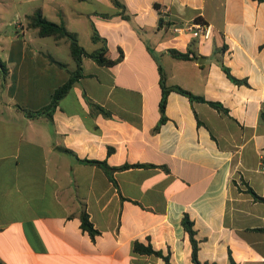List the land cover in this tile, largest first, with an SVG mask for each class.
<instances>
[{"label":"crops","instance_id":"crops-1","mask_svg":"<svg viewBox=\"0 0 264 264\" xmlns=\"http://www.w3.org/2000/svg\"><path fill=\"white\" fill-rule=\"evenodd\" d=\"M118 1L128 19L109 0L37 7L87 51L122 53L109 66L80 56L81 76L49 116L16 106H46L75 66L69 53L63 62L43 50L25 23L0 31V264H193L183 214L201 264H264V202L247 190L264 197V1ZM193 23L208 35L185 29ZM159 69L165 85L223 110L169 90L158 123ZM85 160L152 166L109 178ZM82 211L93 237L80 228Z\"/></svg>","mask_w":264,"mask_h":264},{"label":"trees","instance_id":"trees-1","mask_svg":"<svg viewBox=\"0 0 264 264\" xmlns=\"http://www.w3.org/2000/svg\"><path fill=\"white\" fill-rule=\"evenodd\" d=\"M111 2V4L117 9V14L123 18V19H128V15L126 13H124V7L122 5V3H120L118 0H109ZM258 1H264V0H258ZM103 17H108L109 15H102ZM197 22H201V20L199 18H196ZM25 26L26 28H30L35 30L36 35L39 37H51L54 41H58L60 39H64L67 41V45H68V52L69 55L71 57V59L73 60L75 66L73 69L68 70L69 75L68 78L66 79L65 82H63L61 85L57 86L52 94H51V98L49 103L40 108L37 109L35 111H29L26 109H23L21 107L16 106V108H18L19 110L23 111L27 116H34V115H38V114H46L47 116L50 115V110L52 109V107H54L57 103V101L67 92V90L69 89V87L71 86V84L81 76V67H80V56H86L88 58H90L92 61H94L97 65L100 66H109L112 65L116 62H118L121 57H122V53L121 50L118 49V55L116 58L112 59L109 56V52L106 49V47L104 45L100 46L99 48H96L94 50H90L87 51L86 49H84L77 40L76 34L72 31H69L65 28L64 24L62 22H53L51 20H48L47 18H45L41 11L39 9L34 10L31 14L27 15L25 17ZM90 38L92 41H103V39H101L97 33L94 31L93 27H91V32H90ZM169 53L171 54L172 57L174 58H178V59H187L190 58L188 56L187 52L181 53L178 52L174 49H169ZM56 64H58L59 66H63L60 62H56ZM223 71L225 72L226 76L233 82L239 83L241 82L239 79L234 78L233 76H231L228 72V69L223 66L220 63ZM7 73V69L5 67V64L0 60V74L3 78H5ZM159 85L161 88V95L159 98V102H158V109H159V113H160V117L158 120V123L162 122L164 120V115H163V108H164V104H165V96L166 93L169 90H175L181 94L186 95L189 99H197L200 101H204V99L201 96H196L193 95L192 93H190L189 91L182 89L179 86H167L164 84V78L162 73L160 72L159 69ZM207 104H209L210 106L216 108V109H220L223 110L222 106L219 103L213 102V101H204ZM259 117L260 118H264V109H261L259 111ZM85 162L91 163V164H95L97 166H99L101 169H103V171L106 173V175L111 178V172L113 170H118V169H124L127 167H137V166H152V165H145V164H122L120 166H108L104 161H97V160H85ZM248 192L252 195V197L260 202H264V197L258 196L257 194H255L249 187L247 188ZM80 228L82 231H85L90 237H93V235L95 234V229H93L89 219H88V215L82 211L80 214ZM181 225L183 227V230L187 233L188 239H189V243H190V247H191V251H190V258L191 261L193 262V264H201L197 258H196V249H197V245H196V240L194 238V230L192 227V222L191 220H189V218L187 217L186 214H183L182 218H181ZM133 250L136 252H140V253H153V254H158L157 251L153 250L149 245L147 246H142L136 242H134L133 244ZM165 260H167L166 257H164ZM229 264H235L231 259H229Z\"/></svg>","mask_w":264,"mask_h":264},{"label":"rangeland","instance_id":"rangeland-1","mask_svg":"<svg viewBox=\"0 0 264 264\" xmlns=\"http://www.w3.org/2000/svg\"><path fill=\"white\" fill-rule=\"evenodd\" d=\"M46 0H33L29 2L28 0H2L0 1V31H13L14 27L18 24L25 23L23 14H29L34 10L38 9V6H41L43 10H46ZM27 34L31 37L35 44L39 45L43 50L54 54L58 60L63 62L67 61L68 56V45L67 42H62L53 47L51 37H42L45 40H39L41 38H37L35 30L26 29ZM81 42L83 39H80ZM43 41H47V45H45Z\"/></svg>","mask_w":264,"mask_h":264},{"label":"built area","instance_id":"built-area-1","mask_svg":"<svg viewBox=\"0 0 264 264\" xmlns=\"http://www.w3.org/2000/svg\"><path fill=\"white\" fill-rule=\"evenodd\" d=\"M185 29H187V31H191V33L193 35H196L197 34V30H199V32H202V35L204 37H206L208 35V31H209V27L208 26H205V25H202V24H198V23H193V24H188L185 26ZM173 30L175 32H178L180 30V28H173Z\"/></svg>","mask_w":264,"mask_h":264}]
</instances>
